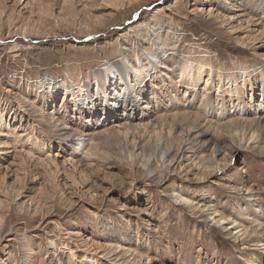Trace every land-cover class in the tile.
Listing matches in <instances>:
<instances>
[{
  "label": "rangeland",
  "instance_id": "374dc122",
  "mask_svg": "<svg viewBox=\"0 0 264 264\" xmlns=\"http://www.w3.org/2000/svg\"><path fill=\"white\" fill-rule=\"evenodd\" d=\"M0 264H264V0H0Z\"/></svg>",
  "mask_w": 264,
  "mask_h": 264
},
{
  "label": "bare ground",
  "instance_id": "6f19581e",
  "mask_svg": "<svg viewBox=\"0 0 264 264\" xmlns=\"http://www.w3.org/2000/svg\"><path fill=\"white\" fill-rule=\"evenodd\" d=\"M124 55V54H128L127 53V50H123L121 53H120V55ZM208 69V71H212V69L210 68V67H208L204 62H189V60L186 62V64H185V66L183 67V69H182V82L184 83V85L185 86H191V87H194V86H197L199 83H200V81L202 80V77L204 76V74L206 73V70ZM244 73L245 74H247V67L246 66H244ZM96 74V73H95ZM97 74H99V76H98V78H97V81H98V89H99V91H98V94H99V99L97 98L96 99V97H95V95L94 96H91L90 98L91 99H93V100H90L91 102H93L94 104H96L95 103V101H97V103H98V101L100 100L101 101V99L102 98H104V96H106V94L108 95V94H111V95H113V96H115V95H120V96H118L117 97V99H113L112 100V103H114V104H112L111 105V108H112V106H116L117 105V103H119V106L120 107H124L125 109V111H128L129 113H130V116H133L134 114V116L135 117H137V118H142L141 117V115H140V111H139V107H138V105L136 104V102H134V101H132L131 103H128L129 101L127 100H125V101H119L118 99L123 95V94H125L127 91H125V92H122V90H119V91H116V90H118L117 88H115V89H113V91L112 92H110L109 91V89H111L112 88V86H109L108 84H107V80H106V77L104 78V73H103V71L101 72V74L100 73H97ZM256 77V76H255ZM144 80H145V78H143L142 79V81L144 82ZM251 80H253V79H249V82H244V86L246 87V84L247 83H250V86H252V81ZM232 86L233 87H231V86H229V83L227 84V86H228V88H229V93H231V94H233L234 96H238V93H239V88H240V82L237 80V79H235V78H233V80H232ZM71 83H66V82H64L63 83V87L65 88V90H66V93H69V95L71 94V97L73 98V102L75 103V104H82V105H85V104H87V103H90V102H88L87 100L89 99L88 98V96L86 97V95L85 94H82V93H85L84 91H89V86L88 85H85V86H78V87H76V86H74L73 84H71ZM84 87L86 88L85 90H84ZM128 90V89H127ZM113 92H117L116 94H114ZM80 98H85V99H80ZM96 99V100H95ZM23 101H25L24 99H23ZM116 102V103H115ZM25 103H26V101H25ZM80 104V105H81ZM76 106V105H75ZM26 107V106H25ZM85 107V106H84ZM30 111V110H29ZM43 113V112H42ZM45 114V113H44ZM200 118V117H199ZM43 119V118H42ZM47 119V118H46ZM200 120V119H199ZM259 122H261V120L259 121ZM6 126H7V124H6ZM196 126V125H195ZM9 127V126H8ZM67 127V126H66ZM66 127H63V129L62 130H68V127L66 128ZM191 128V127H190ZM119 129H122V128H120L119 127ZM138 129L139 128H135L134 129V132H137L138 131ZM194 129V128H193ZM186 130H189V129H186ZM69 131V130H68ZM120 131H124L123 132V137L125 138V139H127L128 138V135L130 134L129 133V130H124V129H122V130H120ZM196 131V130H195ZM199 132V131H198ZM66 133V132H65ZM72 133H74V132H72ZM121 133V132H120ZM193 133H194V130H189V131H187V136L189 137V139H188V141H187V143H185V145L183 146V148H182V150L180 151V149H179V151H180V160H183L184 158H185V155L187 154V153H189V152H198V151H205L206 149H209L208 147H211L212 149H211V152H212V154L216 157V154L217 153H223L224 151H232V150H234V148L236 147H234V145H232V144H228V143H226V139L224 140V139H219L218 140V138L216 139V138H213V137H210L209 138V140H208V133H205V132H202V133H200V134H198L197 135V133H196V136L195 135H193ZM64 134V133H63ZM67 134V133H66ZM87 134V133H86ZM185 135V134H184ZM67 136V135H66ZM86 136V135H85ZM71 137H73V136H71ZM82 137V136H81ZM87 137V136H86ZM193 137V138H192ZM184 141V140H183ZM212 145V146H211ZM238 147V146H237ZM179 151H178V153H179ZM201 152H199V153H201ZM180 160H178V162L180 161ZM177 162V161H176ZM178 168V167H177ZM215 173H220V168L219 167H217L216 168V170H215ZM30 203V202H29ZM28 203V204H29ZM191 204V207H193V208H195L196 207V209L198 208V210H199V208H203V209H205L204 211H206V210H209V211H211V210H213V209H211V207H207V206H199L198 204H196V205H194L193 203H190ZM32 206V205H31ZM31 206H29V207H31ZM33 211V210H32ZM208 213V212H207ZM212 214L214 215H217V212L215 211V209L213 210V212H212ZM218 216V215H217ZM218 223H226V224H230V225H232L234 228H238V229H240L239 230V233H241V232H243V230H241V227L242 226H239L237 223H236V221H232V222H230L229 221V219H226V218H224V216L223 217H221V218H219V220H218ZM238 233V234H239ZM245 235V233H243V235H241V236H244ZM254 236V235H253ZM259 240V239H258ZM255 241V240H254ZM261 241V240H260ZM251 242V241H250ZM249 242V243H250ZM263 242V241H262ZM248 243V244H249ZM246 246V245H245ZM256 246V245H255Z\"/></svg>",
  "mask_w": 264,
  "mask_h": 264
}]
</instances>
